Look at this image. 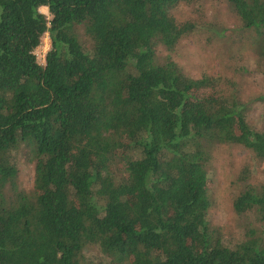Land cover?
Listing matches in <instances>:
<instances>
[{
	"label": "trees",
	"instance_id": "16d2710c",
	"mask_svg": "<svg viewBox=\"0 0 264 264\" xmlns=\"http://www.w3.org/2000/svg\"><path fill=\"white\" fill-rule=\"evenodd\" d=\"M179 1L0 0V264H91L87 247L107 264H264V179L232 201L262 230L227 247L206 219L211 147L264 161V132L219 80L154 62L192 29L168 15ZM226 2L264 71V0Z\"/></svg>",
	"mask_w": 264,
	"mask_h": 264
},
{
	"label": "rangeland",
	"instance_id": "374dc122",
	"mask_svg": "<svg viewBox=\"0 0 264 264\" xmlns=\"http://www.w3.org/2000/svg\"><path fill=\"white\" fill-rule=\"evenodd\" d=\"M39 11L47 20L50 19L46 8ZM168 15L176 24H189L192 29L180 38L172 50L158 46L154 62L162 64L171 61L191 79L210 77L219 80L224 91L234 92L246 105L248 124L264 132V71L255 52L258 39L255 31L242 28L226 0H180L169 9ZM80 40L87 45L86 37L80 35ZM49 48L50 41L45 33L33 51L38 65H44ZM15 160L17 187L28 192L33 178L29 150L19 147ZM207 179L210 187L206 219L225 246L232 247L241 242L250 230H262L252 214L235 213L232 201L243 184L253 187L262 184L264 161L242 146L216 144L210 149ZM83 256L91 264L108 263V259L94 247H87Z\"/></svg>",
	"mask_w": 264,
	"mask_h": 264
},
{
	"label": "built area",
	"instance_id": "2783aa9c",
	"mask_svg": "<svg viewBox=\"0 0 264 264\" xmlns=\"http://www.w3.org/2000/svg\"><path fill=\"white\" fill-rule=\"evenodd\" d=\"M45 34V33H44Z\"/></svg>",
	"mask_w": 264,
	"mask_h": 264
}]
</instances>
